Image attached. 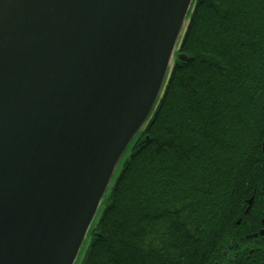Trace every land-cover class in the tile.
<instances>
[{
	"label": "water",
	"instance_id": "1",
	"mask_svg": "<svg viewBox=\"0 0 264 264\" xmlns=\"http://www.w3.org/2000/svg\"><path fill=\"white\" fill-rule=\"evenodd\" d=\"M194 5L0 0V264L76 263Z\"/></svg>",
	"mask_w": 264,
	"mask_h": 264
},
{
	"label": "trees",
	"instance_id": "2",
	"mask_svg": "<svg viewBox=\"0 0 264 264\" xmlns=\"http://www.w3.org/2000/svg\"><path fill=\"white\" fill-rule=\"evenodd\" d=\"M263 142L264 0H195L80 264H228L237 219L264 212Z\"/></svg>",
	"mask_w": 264,
	"mask_h": 264
},
{
	"label": "flooded vegetation",
	"instance_id": "3",
	"mask_svg": "<svg viewBox=\"0 0 264 264\" xmlns=\"http://www.w3.org/2000/svg\"><path fill=\"white\" fill-rule=\"evenodd\" d=\"M255 205L253 202L252 207ZM248 207V201L246 202V209ZM255 212V211H254ZM256 213V212H255ZM262 213V212H261ZM244 219L240 216L236 221V227L234 232L236 235L231 237L233 242V247H229L227 243V251L225 255L228 259V264H264V212L259 215H252L243 224ZM257 234L255 237L251 235ZM231 239V240H232ZM247 239V240H246ZM237 262V263H235Z\"/></svg>",
	"mask_w": 264,
	"mask_h": 264
},
{
	"label": "rangeland",
	"instance_id": "4",
	"mask_svg": "<svg viewBox=\"0 0 264 264\" xmlns=\"http://www.w3.org/2000/svg\"><path fill=\"white\" fill-rule=\"evenodd\" d=\"M89 239H90V235H88V237H87V239H86V241H85V243H84V245H83V247H82V249H81V251H80L79 257H78V259H77V261H76L75 264H80V262H81V260H82V258H83V254H84V252H85V247H86V245H87Z\"/></svg>",
	"mask_w": 264,
	"mask_h": 264
},
{
	"label": "bare ground",
	"instance_id": "5",
	"mask_svg": "<svg viewBox=\"0 0 264 264\" xmlns=\"http://www.w3.org/2000/svg\"><path fill=\"white\" fill-rule=\"evenodd\" d=\"M252 207V206H251Z\"/></svg>",
	"mask_w": 264,
	"mask_h": 264
}]
</instances>
